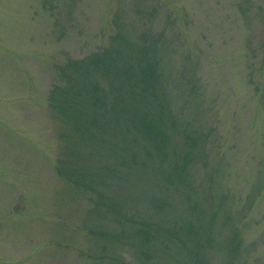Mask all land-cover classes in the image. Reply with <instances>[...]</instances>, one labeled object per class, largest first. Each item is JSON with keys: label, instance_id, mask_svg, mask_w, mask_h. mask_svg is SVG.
Masks as SVG:
<instances>
[{"label": "rangeland", "instance_id": "374dc122", "mask_svg": "<svg viewBox=\"0 0 264 264\" xmlns=\"http://www.w3.org/2000/svg\"><path fill=\"white\" fill-rule=\"evenodd\" d=\"M117 17L135 37L166 33L173 109L210 138L195 201L218 233L241 231L238 264H264V0H0V264H102L88 202L55 171L49 95L59 67L109 44ZM211 258L227 264L222 246Z\"/></svg>", "mask_w": 264, "mask_h": 264}, {"label": "trees", "instance_id": "16d2710c", "mask_svg": "<svg viewBox=\"0 0 264 264\" xmlns=\"http://www.w3.org/2000/svg\"><path fill=\"white\" fill-rule=\"evenodd\" d=\"M115 27L106 47L58 68L49 95L62 126L55 171L89 204L82 227L99 251L92 258L211 264L222 246L226 263L238 264L241 231L218 233L217 212L195 201V170L207 165L210 138L189 131L173 109L166 33L135 37L118 17Z\"/></svg>", "mask_w": 264, "mask_h": 264}]
</instances>
